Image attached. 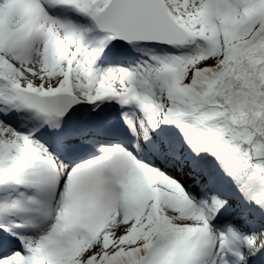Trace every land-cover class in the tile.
<instances>
[{"label": "snow or ice", "instance_id": "snow-or-ice-1", "mask_svg": "<svg viewBox=\"0 0 264 264\" xmlns=\"http://www.w3.org/2000/svg\"><path fill=\"white\" fill-rule=\"evenodd\" d=\"M0 264H264V0H0Z\"/></svg>", "mask_w": 264, "mask_h": 264}]
</instances>
